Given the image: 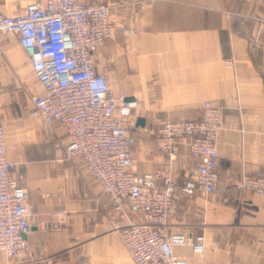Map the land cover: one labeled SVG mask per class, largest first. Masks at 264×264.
<instances>
[{
	"label": "crops",
	"instance_id": "1",
	"mask_svg": "<svg viewBox=\"0 0 264 264\" xmlns=\"http://www.w3.org/2000/svg\"><path fill=\"white\" fill-rule=\"evenodd\" d=\"M30 1L0 0V11L16 13ZM125 1L111 20L132 32L118 29L108 37L94 66L115 96L138 100L131 120L135 171L169 161L155 142L164 122L198 119L206 101L225 114L217 191L188 196L177 189L178 207L168 220L169 231L192 226L193 235L203 233L204 255L191 246L174 247V253L189 264H264V197L240 187L245 176L264 175V0ZM0 48V122L13 174L28 189L34 211H61L69 220L62 230L34 227L25 260L0 251V264H135L121 246L117 227L123 222L106 205L108 196L66 155L65 130L31 115L21 83L40 93L43 88L28 76L29 55L15 34L5 35ZM172 163L181 187L197 163L186 141ZM214 241L221 246L213 248Z\"/></svg>",
	"mask_w": 264,
	"mask_h": 264
},
{
	"label": "built area",
	"instance_id": "2",
	"mask_svg": "<svg viewBox=\"0 0 264 264\" xmlns=\"http://www.w3.org/2000/svg\"><path fill=\"white\" fill-rule=\"evenodd\" d=\"M151 1L137 0L131 5ZM126 5L125 0H32L19 12L0 11V43L5 35L15 34L29 55L43 88V93L29 92L31 115L47 124L59 123L65 130L66 155L108 196L106 205L123 222L117 230L135 264H189L174 253V247L191 246L196 255L203 256L205 235H193L192 226L169 231L168 220L178 207L177 189L188 196L217 191L218 139L226 126L225 114L206 101L200 118L164 122L155 142L169 161L153 171H135L137 137L131 120L138 100L125 93L115 96L107 77L94 66V55L108 37L118 29L132 32L111 20V12ZM183 141L197 163L177 187L172 161ZM13 169L5 125L0 122V251L23 261L32 250L27 236L34 227L62 230L69 220L61 211H34L27 203L29 191ZM240 187L264 197V175L245 176ZM133 215L143 220L132 219ZM212 245L219 248L221 243Z\"/></svg>",
	"mask_w": 264,
	"mask_h": 264
},
{
	"label": "rangeland",
	"instance_id": "3",
	"mask_svg": "<svg viewBox=\"0 0 264 264\" xmlns=\"http://www.w3.org/2000/svg\"><path fill=\"white\" fill-rule=\"evenodd\" d=\"M1 58H2V59L5 58V54H4V53L1 55ZM28 70H29V72H28L29 75H28V76H31V80L37 82L36 76H35L34 72L32 71V69H31V68H28ZM21 84H22V93H23L24 97H25L26 99H27V97L30 98V94H29V92H30V90L33 91L32 88H30V87L26 84L25 81L22 82ZM35 84H38V83H35ZM40 86H41V85H40ZM41 87H42V86H41ZM29 88H30V89H29ZM135 136H136V135H135ZM118 235H119V232H118ZM119 238H120V235H119ZM120 243H121V246H122L123 251L125 252V254H126L131 260H132L131 256L129 255V253L127 252L126 248H125L124 245L122 244V241H120Z\"/></svg>",
	"mask_w": 264,
	"mask_h": 264
},
{
	"label": "water",
	"instance_id": "4",
	"mask_svg": "<svg viewBox=\"0 0 264 264\" xmlns=\"http://www.w3.org/2000/svg\"><path fill=\"white\" fill-rule=\"evenodd\" d=\"M130 99H131V98H130ZM138 121H139V123H140L141 126H144V119H143V118H139Z\"/></svg>",
	"mask_w": 264,
	"mask_h": 264
}]
</instances>
